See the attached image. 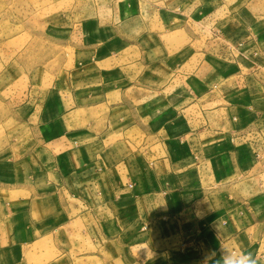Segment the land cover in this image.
Instances as JSON below:
<instances>
[{"label": "crops", "instance_id": "0c3cea01", "mask_svg": "<svg viewBox=\"0 0 264 264\" xmlns=\"http://www.w3.org/2000/svg\"><path fill=\"white\" fill-rule=\"evenodd\" d=\"M58 10L0 43V264H264V0Z\"/></svg>", "mask_w": 264, "mask_h": 264}, {"label": "rangeland", "instance_id": "374dc122", "mask_svg": "<svg viewBox=\"0 0 264 264\" xmlns=\"http://www.w3.org/2000/svg\"><path fill=\"white\" fill-rule=\"evenodd\" d=\"M61 1V3H59ZM74 0H0V43L14 39L20 41L24 46L33 45L35 57L39 59L25 62H40L43 51L44 39L42 37L44 30L51 22L58 23V17L55 15L61 9L62 12L72 9ZM90 0H82L89 2ZM83 14V13H82ZM86 11L84 16H88ZM56 16V17H55ZM58 47L50 51L58 52ZM49 51V52H50ZM20 61H24L22 58ZM33 64L19 66L17 74V84L19 90L18 100L23 94L26 86V74L33 68ZM1 108V107H0ZM3 111H0V118Z\"/></svg>", "mask_w": 264, "mask_h": 264}, {"label": "clouds", "instance_id": "9594fccd", "mask_svg": "<svg viewBox=\"0 0 264 264\" xmlns=\"http://www.w3.org/2000/svg\"><path fill=\"white\" fill-rule=\"evenodd\" d=\"M215 255L216 253L212 252L210 257L206 258L205 264H207L208 259L214 258ZM215 264H259V260L250 251L235 253L221 247V258L216 260Z\"/></svg>", "mask_w": 264, "mask_h": 264}, {"label": "built area", "instance_id": "2783aa9c", "mask_svg": "<svg viewBox=\"0 0 264 264\" xmlns=\"http://www.w3.org/2000/svg\"><path fill=\"white\" fill-rule=\"evenodd\" d=\"M257 160H258V162L259 163H262L263 164V166H264V155H257Z\"/></svg>", "mask_w": 264, "mask_h": 264}]
</instances>
